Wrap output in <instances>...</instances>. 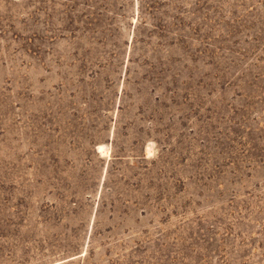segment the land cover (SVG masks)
Wrapping results in <instances>:
<instances>
[{
  "label": "rangeland",
  "instance_id": "rangeland-1",
  "mask_svg": "<svg viewBox=\"0 0 264 264\" xmlns=\"http://www.w3.org/2000/svg\"><path fill=\"white\" fill-rule=\"evenodd\" d=\"M0 264H264V0H0Z\"/></svg>",
  "mask_w": 264,
  "mask_h": 264
},
{
  "label": "bare ground",
  "instance_id": "bare-ground-1",
  "mask_svg": "<svg viewBox=\"0 0 264 264\" xmlns=\"http://www.w3.org/2000/svg\"><path fill=\"white\" fill-rule=\"evenodd\" d=\"M102 149H104V150H105V148H104V147L102 148V146H101V145H99V146H98V150L101 152V151H102ZM102 152H104V151H102Z\"/></svg>",
  "mask_w": 264,
  "mask_h": 264
}]
</instances>
